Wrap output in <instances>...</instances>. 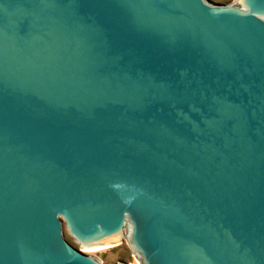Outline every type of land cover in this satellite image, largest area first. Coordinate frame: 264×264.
<instances>
[{"label": "water", "instance_id": "obj_1", "mask_svg": "<svg viewBox=\"0 0 264 264\" xmlns=\"http://www.w3.org/2000/svg\"><path fill=\"white\" fill-rule=\"evenodd\" d=\"M127 224L142 264H264V0H0V264Z\"/></svg>", "mask_w": 264, "mask_h": 264}, {"label": "rangeland", "instance_id": "obj_2", "mask_svg": "<svg viewBox=\"0 0 264 264\" xmlns=\"http://www.w3.org/2000/svg\"><path fill=\"white\" fill-rule=\"evenodd\" d=\"M214 4H224L231 6H239V0H211ZM67 229V227H66ZM129 225L127 224L124 237L106 245L96 251H93L90 247L81 246L75 239L69 234V243L75 249L80 251L82 254L90 256L97 260L100 264H142L141 259L131 248L129 239Z\"/></svg>", "mask_w": 264, "mask_h": 264}]
</instances>
